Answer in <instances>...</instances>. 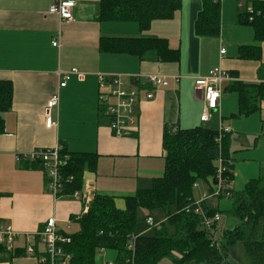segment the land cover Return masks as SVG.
I'll return each mask as SVG.
<instances>
[{
  "label": "crops",
  "instance_id": "0c3cea01",
  "mask_svg": "<svg viewBox=\"0 0 264 264\" xmlns=\"http://www.w3.org/2000/svg\"><path fill=\"white\" fill-rule=\"evenodd\" d=\"M57 1L0 0V79L13 83L11 107L3 114L5 128L0 134V219L17 233L15 248L0 251V264H40L37 256L25 253V247L33 245L44 255L37 233L47 219L55 217L59 229L70 234L79 229L77 219L85 213L81 201L68 195L55 198L49 192L40 164L19 159L37 148L60 145L71 152L97 154L96 170L85 177L97 193L111 195L105 186L98 190L100 176L152 181L163 173L166 125L193 128L215 120L212 127L218 131L230 127V135L235 136L232 143L240 147L230 154L234 175L230 189L235 191L240 180L246 185L250 179L264 177V97L258 110L236 116L239 95L229 88L237 80L264 81V42L260 43L261 60L239 57V46L255 44V38L251 26L252 32L241 29L245 25L238 23V16L243 11L235 0L220 2V29L215 35L199 34L195 29L204 0H181L172 17L156 18L145 29L136 20H101V0H74L75 20L61 21L49 13ZM106 37L163 38L179 50L180 59L161 61L151 55L103 50ZM250 39L253 42H247ZM55 40L58 46L53 45ZM222 48L225 54L220 53ZM72 68L86 72V79L72 77L65 87H59V71ZM215 68L227 71L232 80L222 82L219 106L203 123V92L195 87L194 79ZM98 73L157 74L166 77L169 85L154 89L151 99L141 92L137 123L130 135L119 137L100 111ZM54 93L59 95V105L51 116L57 125L47 127L45 107ZM211 153L218 162L221 143ZM207 191L208 185L199 183L194 198ZM215 198L207 199L206 206L218 209ZM116 203L125 207V201L116 199ZM110 253L116 255L111 261L117 262L118 252L106 248L97 250L95 264H105Z\"/></svg>",
  "mask_w": 264,
  "mask_h": 264
},
{
  "label": "trees",
  "instance_id": "16d2710c",
  "mask_svg": "<svg viewBox=\"0 0 264 264\" xmlns=\"http://www.w3.org/2000/svg\"><path fill=\"white\" fill-rule=\"evenodd\" d=\"M181 6V0H101V20H136L140 28H147L156 18L172 17ZM253 19L241 12L238 23L251 26L257 42H264V0H254ZM199 34H218L220 29V2L204 0L203 8L195 22ZM101 48L128 51L141 57L153 56L161 61H178L180 53L168 45L166 39L153 37H106ZM239 57L261 60V45L239 46ZM264 68V62L262 63ZM239 95L236 116L248 115L259 109L264 97L263 82L234 81L229 85ZM13 97V83L0 79V134L4 132V112L9 110ZM219 131L212 126L193 128L164 127V170L153 178L151 186L140 188L133 195L124 197L125 207L119 208L113 195L97 193L89 210L78 218L79 229L66 234L70 242L63 244L71 254V264H95L98 249L118 252L116 264H124L127 245L132 234L135 240V264H158L170 258L173 264H264V177L250 179L243 190L231 191L234 199L233 214L240 225L224 230L215 237L212 229L204 228L202 218L193 210L195 183H206L212 190L216 182L218 162L211 152L219 145ZM230 133L221 139L222 163L230 160ZM62 156L68 155L64 176L73 178L66 182L65 193L83 187L85 175L94 172L98 156L90 152H71L62 147ZM40 164V162H33ZM226 182L233 179V165L223 173ZM204 208L209 216L218 209ZM163 209L164 221L144 232L138 227L139 212L144 210V222L151 211ZM248 228V232L245 229ZM242 244L245 262L231 261L229 248ZM0 251H9L0 244ZM231 262V263H229Z\"/></svg>",
  "mask_w": 264,
  "mask_h": 264
},
{
  "label": "built area",
  "instance_id": "2783aa9c",
  "mask_svg": "<svg viewBox=\"0 0 264 264\" xmlns=\"http://www.w3.org/2000/svg\"><path fill=\"white\" fill-rule=\"evenodd\" d=\"M221 2L222 0H213ZM239 7H244L243 12L252 20L254 13V0H235ZM76 2L74 0H58L53 4L49 13L57 15L61 21H74L73 8ZM58 40L53 42L54 46H58ZM225 48H222L220 53L225 54ZM59 87H65L72 77H76L79 81L86 79L87 73L72 68L68 71H59ZM99 85V107L101 113L105 115L108 125L116 136L124 137L131 134L137 123L138 105L140 102L141 92L144 93L147 99L154 97V89L158 87H166L169 81L166 77L157 74L151 75H133L125 76L123 74H106L98 73ZM144 77V80L142 78ZM232 80L231 75L221 68H215L209 72L207 76L197 77L194 79L196 88L203 92L204 105L200 115L201 122L210 120L213 111L217 110L219 101L222 96V82ZM59 105V95L54 93L47 101L45 107V124L47 127L57 125L51 116L53 108ZM230 127H221L217 140L219 144L224 135L231 133ZM62 146L42 147L37 148L30 154L20 155V160H30L40 162L45 171L48 190L55 197L68 195L74 200L81 201L84 205V211L87 212L94 200L97 192L90 180L84 178L83 187L75 190L72 193H65V184L73 178L72 175L64 176L62 169L67 165L68 155L62 156ZM233 165L231 160H228V166L222 163V157L218 161V170L216 182L212 190L204 192L199 199H195L194 206H188L186 211L193 210L202 218L204 228L212 229V226L221 219V214L218 212L214 216H209L204 208L205 201L211 197H220L226 195L230 197V183L226 182L223 173L228 169L231 171ZM198 182L193 185L196 189ZM146 224L148 228L157 226L152 216L147 217ZM214 230V229H212ZM41 244L45 247L44 255L40 254L33 245L25 247L27 255H35L38 257L40 264H71V254L66 252L63 244L70 242V237L66 235L57 226V219L50 217L47 219L43 228L37 233ZM16 231L13 230L10 224H5L0 219V244L7 250L15 248ZM138 235L130 236L124 264H135V240ZM105 264H116V261H107Z\"/></svg>",
  "mask_w": 264,
  "mask_h": 264
},
{
  "label": "rangeland",
  "instance_id": "374dc122",
  "mask_svg": "<svg viewBox=\"0 0 264 264\" xmlns=\"http://www.w3.org/2000/svg\"><path fill=\"white\" fill-rule=\"evenodd\" d=\"M244 10V7H242V11ZM241 29H245L244 31H251V27L248 25L241 26ZM248 29V30H247ZM247 42H253V39H250V41ZM255 44H260L256 40L253 42ZM214 126L216 125L215 120H213L211 123H208L207 126ZM230 144H229V153L233 154L235 151L240 150V147H235L232 143V139L235 138L234 135H230ZM249 156H252L251 154H248ZM129 172V171H128ZM100 176L98 179V190L102 189L103 186H105V189H107V193L115 196L118 201H124V197L128 195H133L137 192L140 188H147L151 186V182L149 178H137L136 176L130 177H102ZM232 181V180H231ZM231 183V182H230ZM243 181L240 180V183H238L235 186V191H241L244 188ZM231 190V189H230ZM232 191V190H231ZM215 199H218L219 202V213L221 214V219L217 222L216 228L213 230V233L215 237L220 236L221 232L224 230H232L240 225V220L233 214V207H234V199L233 197H227L223 194V196L216 197ZM146 212L144 210H141L139 212V223L138 227L140 229L147 228L146 222H144V216ZM151 215L155 222H162L164 221L167 223V213L163 209H155L151 211ZM245 232H248V228L245 229ZM229 253L231 256V261L235 260L237 262H245V256L242 249V244L240 241H238L237 244L232 245L229 248ZM116 255L112 257L111 253L110 255H106V259L112 260L115 259ZM231 263V262H229ZM158 264H173V261L170 258H165L158 262Z\"/></svg>",
  "mask_w": 264,
  "mask_h": 264
}]
</instances>
